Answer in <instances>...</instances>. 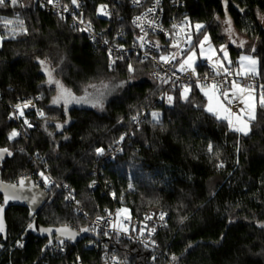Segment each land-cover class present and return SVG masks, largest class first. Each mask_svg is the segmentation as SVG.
Instances as JSON below:
<instances>
[{"label":"trees","instance_id":"obj_1","mask_svg":"<svg viewBox=\"0 0 264 264\" xmlns=\"http://www.w3.org/2000/svg\"><path fill=\"white\" fill-rule=\"evenodd\" d=\"M83 1L88 19L98 29L104 31L110 25L124 30L127 44L131 43L135 37L131 19L137 11L128 0ZM183 2L194 28L187 55L205 33L213 44L225 43L220 21L229 18L251 41L243 50L229 48L232 63L241 52L253 53L264 81V0ZM103 4L116 9L113 19L97 16ZM17 19L24 21L27 34L13 38L11 29L19 32ZM5 20L13 24L6 26ZM197 24L204 28L197 31ZM0 36L4 37L0 40V149L12 153L0 166L3 181L18 185L30 178L37 186V180H42L39 172L47 167V173L73 193L91 219L115 205L129 209L133 216L167 212L168 227L158 238L159 258L151 263V252L122 241L117 253L129 264H166L173 257L174 264H264V112L259 106L252 131L244 136L207 111L202 87H193L186 99L175 90L171 103L155 104L158 90L148 78L150 63L138 59L113 63L85 34L32 3L0 7ZM53 67L75 95H82L105 75L120 79L123 93L108 99L103 113L85 105L56 106V90L46 85L45 68ZM132 78L138 80L130 84ZM24 98L37 100L46 118L36 121L35 129H25L9 140L15 125L8 120V105ZM144 108L159 111V122L149 118L134 125L135 114ZM120 141L122 152L100 166L96 150ZM97 169L99 186L92 190ZM45 193L48 201L37 214L42 226L88 228L89 221L74 212L63 192L53 187ZM3 220L0 264H67L75 256L86 264L100 262V253L86 247L94 239H86L69 243L64 254L47 251L37 263L47 240L24 238L28 211L9 207Z\"/></svg>","mask_w":264,"mask_h":264},{"label":"built area","instance_id":"obj_2","mask_svg":"<svg viewBox=\"0 0 264 264\" xmlns=\"http://www.w3.org/2000/svg\"><path fill=\"white\" fill-rule=\"evenodd\" d=\"M128 2L130 7L137 11L131 19L132 27L135 30V37H133V40L129 44H127L129 39L124 30L119 31L110 25L104 31L98 29L88 19L86 5L83 0H78V6L72 4L71 0H53L52 3H48V0H19V3L15 6L11 5L10 0H6L5 6L14 9L17 6L23 7L26 3H32L40 10L66 21L71 28L85 34L90 43L94 47L103 49L110 60L130 61L132 59H138L140 62L150 63L152 70L148 78L158 90L154 102L158 105L167 103L168 96H171V92L175 90H180L181 95L186 96L195 86L212 88L211 85L214 83L219 86L220 90L230 88L231 81H236L242 86L251 84L257 96L260 95L261 91H264L261 87L264 86V81L261 80L259 75H236L237 72H240L237 63H231L223 67H213L206 60L197 63L192 68L184 65L185 70H180L181 64L188 57L187 52L194 42V28L188 11L185 9L183 0H159L158 4L156 0H140L139 3H136L135 0H128ZM101 6L97 9V16L99 18L111 20L115 17V8L107 5L106 10L109 15L105 16L99 12ZM65 7H67V10H65ZM148 9H153V11L148 12ZM138 16L143 18L142 21L134 23ZM117 20H121V17H118ZM89 23L91 24L90 30H84L88 28ZM137 24H141L143 31ZM140 37H143V39L141 40ZM161 56L167 57L168 60H161ZM201 67L206 68V71ZM225 69H227V72H225ZM185 89H188V91L185 92ZM216 92L220 96V92ZM220 97L226 107H230L233 112H238L241 108L238 100L234 99L228 104L222 96ZM25 103H29V106L26 108L23 107ZM18 104L22 107L23 115H20V110L16 108ZM8 108V120L15 125V130L19 135L25 129H35L36 121L46 118L44 110L38 105L37 100L32 98H24L16 103L9 104ZM154 111L151 108H144L138 111L134 116L133 124L139 126L146 122L149 118H152ZM41 112L43 116L40 115ZM25 120L32 126L29 127L28 124H25ZM121 144L122 141L118 145H112L108 149H103L102 153H97L100 166L115 160L116 156L122 152ZM41 173L44 175L42 176V180H37V186L47 193L53 187L57 191L63 192L66 203L73 206L74 212L89 221L88 231L101 239V241L93 240L86 246L100 253V262L97 264H129L117 253L118 246L122 241H130L134 245L141 246L151 252V263H154L159 258L158 255L162 251L158 238L160 233L168 227L169 215L167 212L156 210L142 216H133L130 210L126 208L129 211V216L121 219V227H119L117 212L121 208L115 205L112 209L105 210L100 216L91 219L82 207L78 205V201L75 199L73 193L63 184L57 183L47 173V167L41 170L38 175L41 176ZM99 174L98 169L93 172L94 183L92 190L99 186ZM44 177L48 178V183H45ZM3 205V197L0 196V206ZM161 213L165 214L163 220L160 219ZM146 217L151 218L146 219ZM152 229H155V231H152ZM68 244V242L62 245L52 244L47 251L50 254H64L67 251ZM1 249L2 247L0 246ZM173 262V258H169L166 264H174ZM67 264L86 263L81 260L80 256H75Z\"/></svg>","mask_w":264,"mask_h":264},{"label":"snow or ice","instance_id":"obj_3","mask_svg":"<svg viewBox=\"0 0 264 264\" xmlns=\"http://www.w3.org/2000/svg\"><path fill=\"white\" fill-rule=\"evenodd\" d=\"M53 0H48V3H52ZM72 4L77 5L78 6V0H71ZM136 3H139L140 0H135ZM157 4L159 3V0H156ZM11 5L15 6L19 3V0H10ZM6 5V0H0V7L5 6ZM107 9V5H102L99 9V12L102 15H109ZM65 10H67V7H65ZM153 9H148V12H152ZM242 11V10H241ZM142 17H136V21H142ZM83 22V21H81ZM5 25H11L13 24V21L11 20H5L4 21ZM16 23L19 25V32H17V30L15 28L11 29L12 33H13V38H15L16 35L18 34H27V29L24 28V21L21 19H17ZM225 23L228 25V27L226 28V31L231 33L232 32V28H231V20L230 19H226ZM138 27H141V30L143 31V28L141 26V24H137ZM196 30L199 31L200 29H202L204 26L201 24H197L196 26ZM91 28V24L89 23L88 28L84 29V30H90ZM4 37L0 36V40H3ZM140 39L142 40L143 37H140ZM209 37L207 35L204 36V40L201 41V47H203L204 42L208 41ZM143 46V45H141ZM242 46V45H241ZM222 51H224V48L222 47L221 49ZM254 50V49H253ZM224 55L225 58L227 57V52L224 51ZM174 58V57H173ZM161 60L167 61L168 58L167 57H160ZM192 57H188L187 60H185L180 67L181 71H184V65L188 64L189 67H191V64L189 63V61H191ZM241 69L243 70L242 72H237L236 75H251V76H255L256 74V65H257V60L255 58H253L252 56H241ZM46 61L41 60L40 64L41 65H46ZM114 63V61H113ZM111 66V65H110ZM129 71H133L132 65L128 66ZM45 71L47 72L48 75V82L50 84H55L57 91H58V95L54 98L53 103H58L60 101H63L65 106L69 103H83V102H87V97H76L73 95L72 91L70 89H67L64 87V85H62L60 83V81L55 80L53 78L52 72L54 71V69H48L45 68ZM194 71V69H193ZM225 72H227V69H225ZM122 86V85H121ZM212 89H214V92L212 95H209L207 92L205 93V95H208L209 97V106L207 108V111H209L210 113H214L216 115L217 119H223L226 120L228 122L229 127L231 128V130L236 131L241 133L244 136L249 135V133L252 131V121L256 120L257 117V106H259L261 112H264V91H261L260 95H259V99L257 100L256 97L253 95L255 89L253 88V86L251 84L248 85H244L242 86L241 84H239L236 81H231L230 82V88L228 89H224V90H220L219 86L217 84H213L211 85ZM262 89H264V86H261ZM188 89H185V92H187ZM216 91L220 92V96L223 97L224 101H226L228 104L231 103L232 100H238L240 104L243 105V107H241L238 112H233L230 107H226L225 104L223 102H221V100L219 99V97L216 98V102H217V106L219 109H221L223 111V113H225L224 115H220L219 112H216L214 110V108L212 107V101L213 98L216 95ZM231 93V95H230ZM185 99L187 98L186 96L184 97ZM173 100L172 96H168V102L171 103ZM30 103V102H29ZM29 103H25L23 105L24 108L29 106ZM93 107H97V106H101L102 107V100L100 98H97L95 100V102L92 104ZM16 108L18 110H20V115H23V111H22V107L21 105H16ZM41 116H43V113H40ZM153 119L157 122H159V114L158 113H153L152 114ZM233 117H235V123L233 122ZM135 119V117L133 118ZM25 124H28V121L25 120L24 121ZM29 127H31V124H28ZM57 128L62 127V125H56ZM19 133L16 130H13L10 135H9V139H14L16 136H18ZM121 140H123V137L120 138ZM211 145H209V151H211ZM97 153H102L103 149H97L96 150ZM4 154L7 155H12L11 152H9V150L7 148L4 149H0V157H2ZM222 167V165H220ZM41 176H43L44 174L41 173ZM45 183H48V178L44 177ZM25 184V181L23 179L20 180L19 182V186L20 188H23ZM17 185H4L2 182H0V191L4 192V202L7 203L9 200H19L21 198L20 194L16 191ZM25 199H27V197H25ZM32 203H36L35 199L33 198V200L31 201ZM120 211H127L126 209H121ZM3 212V207L0 206V213ZM165 214L161 213L160 215V219L163 220L164 219ZM151 217H146V219H150ZM99 219V218H98ZM33 225H29V228H32ZM113 227H115V225H113ZM3 231V221L2 218H0V232ZM58 231H60L61 235H68L69 239L74 238L75 233H71L70 230L65 227L62 229H59ZM82 231H88V229H83ZM152 231H155V229H152ZM105 235H107V233H105ZM23 246V245H21ZM115 259V258H114ZM173 259H176L175 257H173Z\"/></svg>","mask_w":264,"mask_h":264},{"label":"rangeland","instance_id":"obj_4","mask_svg":"<svg viewBox=\"0 0 264 264\" xmlns=\"http://www.w3.org/2000/svg\"><path fill=\"white\" fill-rule=\"evenodd\" d=\"M227 19H229V18H227ZM225 20L226 19L220 21V23H221L220 24V28L222 30V34L225 37L226 42L223 43L222 45H218L217 46V45H215V44H213L211 42V38H210L209 34L208 33H205V35H207L209 37L208 41L204 42L203 47H201V43H199L198 47L195 48L194 50H192L190 52V54L188 55V57H190V56L192 57L191 61H189V63L191 64V67H189L188 64H185L186 67L192 68L197 63L204 62L206 60L209 62L210 66H213V67H223L225 65H230L232 63V60L233 59L231 57L230 49L229 48L232 46V47H234L236 49L243 50V49H246L248 45H250L251 41L248 38H246L244 35L240 34L234 28L232 21H231L232 32L231 33L227 32L226 31V28L228 27V25L225 23ZM261 24L264 27V18L262 19ZM195 29H196V27H195ZM202 29H200V30H202ZM4 31H7V29L4 30ZM204 36L201 39V41L204 40ZM222 47L224 48V51L227 52V57L226 58H225V55H224V51L221 50ZM241 56H252L253 58H255L257 60L256 74L255 75H259V73H260L259 59L253 53L241 52L238 55V57L236 58V63L239 66L240 72L243 71L241 69V59H240ZM188 57L185 60H187ZM52 69H54V67ZM52 75H53V78L55 80L60 81V83L62 84L60 78H58V76L55 73V69L52 72ZM48 80H49V78H48V75H47L46 85L48 87L55 88V90H56V96H57L58 95V91H57V88H56L55 84H50L48 82ZM136 80H138V79L132 78V79L129 80V83L132 84ZM123 87H124V83L120 79H118V78H116L114 76L105 75L104 77H101L100 78V81H98L97 83L91 84V85L87 86V88L84 89L82 95H75V94H73L76 97H85L86 96L87 97V102H83V103H75V102H73V103H69L67 105H85V106H91L98 113H103V111H104V103L108 99H110V98H113V97H116V96L121 95L123 93L122 92ZM206 92L209 95H212L213 92H214V89H212V88H203L202 89V93H203V95L205 96V98L207 100V102H206V109H207L208 106H209V97H208V95H205ZM253 95L256 97L257 100L259 99V97L256 96L255 91H254ZM56 96H54V98ZM217 97H219V99L221 100V102H223L222 98L216 92V95H215V97L213 98V101H212V107L214 108V110L216 112H219L220 115H224L225 113H223V111L221 109H219L218 106H217V102H216V98ZM97 98H100L102 100V107L101 106H97V107H93L92 106V104L95 102V100ZM54 105H56V106H61L62 105L64 107L67 106V105L65 106V104H64L63 101H60L58 103H54ZM241 107H243L242 104H241ZM153 113H158L159 114V118H160V115L161 114H160L159 111H154ZM151 120L153 122H157V121H155L153 119V116H152ZM233 122L235 123V117H233ZM10 133L11 132H9L8 137H9ZM18 136H16L14 139H16ZM11 140H13V139H11ZM121 209H126V208L122 207ZM121 209H119L118 212H117V219H118V226L119 227H121V219L124 218V217L129 216V211L127 209H126L127 210L126 212L125 211H120Z\"/></svg>","mask_w":264,"mask_h":264},{"label":"water","instance_id":"obj_5","mask_svg":"<svg viewBox=\"0 0 264 264\" xmlns=\"http://www.w3.org/2000/svg\"><path fill=\"white\" fill-rule=\"evenodd\" d=\"M5 156L6 154L0 157V166L3 163ZM24 181L25 184L23 188H20L19 184L17 185L16 188V191L20 194L21 198L19 200H9L7 203L4 202L3 212L0 213V218H2V221H4L3 220L4 211L9 207H19L26 209L28 211V219L30 220L29 225H33V227L29 228V225L27 226L24 234V238L33 237L35 239L47 240V243L42 248V252L37 263H39L43 259L49 246H51L54 241L60 245L64 244L65 242H68L73 245L75 243H81L86 239H94L96 241H101V239L97 235L89 231H82L83 229L75 230L69 226H59V227L42 226L38 221L37 214L47 203L48 195L42 189L37 187L32 179L28 178V179H24ZM0 182H2L4 185H16L3 181L1 170H0ZM4 195H5L4 192L0 191V196L4 198ZM25 197H27V199H25ZM33 198L35 199L36 203L31 202ZM65 227H67L71 233H75L74 238L69 239L67 234L66 235L60 234V231L58 230Z\"/></svg>","mask_w":264,"mask_h":264},{"label":"crops","instance_id":"obj_6","mask_svg":"<svg viewBox=\"0 0 264 264\" xmlns=\"http://www.w3.org/2000/svg\"><path fill=\"white\" fill-rule=\"evenodd\" d=\"M257 96V95H256ZM257 97H259V96H257ZM68 106H70V105H67L66 107H68Z\"/></svg>","mask_w":264,"mask_h":264}]
</instances>
